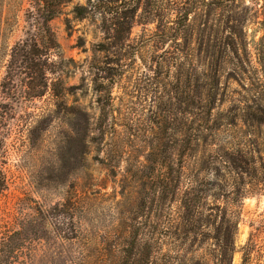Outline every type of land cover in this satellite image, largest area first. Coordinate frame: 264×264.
<instances>
[{
	"label": "rangeland",
	"instance_id": "1",
	"mask_svg": "<svg viewBox=\"0 0 264 264\" xmlns=\"http://www.w3.org/2000/svg\"><path fill=\"white\" fill-rule=\"evenodd\" d=\"M113 1L0 0V242L22 230L13 264H82L84 256L87 264H122L135 229L142 252L149 167L166 143L177 161L175 147L194 134L199 80L217 74L222 110L239 106L240 62L261 81L250 93L264 103L262 3L154 0L150 8L141 0L119 50L109 49L103 30ZM76 5L87 8L84 19ZM181 12L190 13L187 23H175ZM239 18L238 38L230 28ZM29 38L49 54L47 75L10 65L14 45ZM248 132L264 138V126ZM185 166L195 169L194 161ZM251 189L241 207L175 201L162 220L172 215L179 240H166V251L186 264H242L245 254V264H264V192ZM71 218L84 239L55 242ZM190 220L195 234H187Z\"/></svg>",
	"mask_w": 264,
	"mask_h": 264
},
{
	"label": "trees",
	"instance_id": "2",
	"mask_svg": "<svg viewBox=\"0 0 264 264\" xmlns=\"http://www.w3.org/2000/svg\"><path fill=\"white\" fill-rule=\"evenodd\" d=\"M145 1H148L147 6L151 8V2L153 3L154 0ZM254 1L262 3L260 13L262 20L259 25L264 31V0ZM227 2L231 8H235L237 0H227ZM112 4L115 9H113L111 21H104L103 24L109 23V25L103 30L107 35L109 49L114 46L120 50L129 38L141 0H115ZM74 12L80 19H84L88 13L87 8L80 5L75 6ZM146 14L158 16L153 15L151 10L146 11ZM189 14V12L178 13L175 23H187ZM233 22L236 26L233 25L230 28L231 34L235 32L238 37L240 31L236 28L242 25V18ZM227 39L230 40L227 46L232 51L236 39L233 36ZM221 54L223 51L220 52L219 58H222ZM10 59V65L18 63L21 75H47L51 72L48 69L51 64L49 54L34 38L15 44L11 50ZM245 62L249 64L248 60ZM218 63V61L215 62L214 66ZM239 65L243 71L239 69L242 74H237L242 83L240 94L242 104L238 106L231 103L230 107L223 111L224 101L220 99L218 93L220 84L218 75L212 73L202 83L200 79L195 101L197 126L194 134L185 136L179 141L175 147L177 151L175 162L170 153L172 144L166 143L159 147V154L151 161L153 166L149 167L150 181L145 203L147 232L142 244V252L139 250L141 246V240L138 237L139 229H135L129 242V249L125 251L126 254L121 259L122 264H186L185 257H182L179 252L172 254L173 250L166 251V247L169 246L166 240H179L176 233L170 232L175 224L172 215L165 222L162 220L164 212L175 201L179 200L180 204L188 209L194 208L202 200L223 201L224 205L241 207L243 200L252 194L251 188L264 192V138L261 142L258 138L252 140L248 132L251 127L264 126V103L257 95L250 93L251 89L261 85V81L244 75L246 73L245 68L242 67L244 65L240 62ZM106 66L104 75H111L112 69L109 65ZM185 101L186 98L181 102L185 103ZM188 131L189 129H186L184 133ZM187 161H194L195 169L190 174L185 166ZM59 224L62 228L66 222L62 221ZM194 224L195 222L188 221L187 234L197 233L199 229ZM57 226L56 224L55 229L60 232ZM68 230L67 233L62 230L63 235L55 233V242L60 239L63 242L74 243V240L77 241L82 236L75 228L72 218L69 220ZM21 232L22 230L15 232L5 241L0 242V264H13L14 260H18L15 249L19 246ZM82 238L84 239L83 236ZM84 242L88 245L86 243L88 241L84 240ZM247 249V247L243 248L244 251ZM229 252H233V247ZM261 255H264V251ZM246 256L247 254L242 264L246 263L248 259ZM87 259L86 256L81 258L82 264H87ZM69 262L75 264L73 260Z\"/></svg>",
	"mask_w": 264,
	"mask_h": 264
}]
</instances>
